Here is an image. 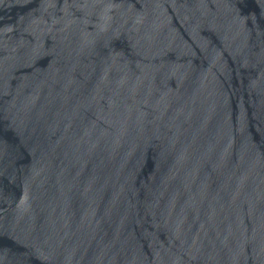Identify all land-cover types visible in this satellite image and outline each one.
Masks as SVG:
<instances>
[{
	"label": "water",
	"instance_id": "1",
	"mask_svg": "<svg viewBox=\"0 0 264 264\" xmlns=\"http://www.w3.org/2000/svg\"><path fill=\"white\" fill-rule=\"evenodd\" d=\"M0 264H264V0H0Z\"/></svg>",
	"mask_w": 264,
	"mask_h": 264
}]
</instances>
